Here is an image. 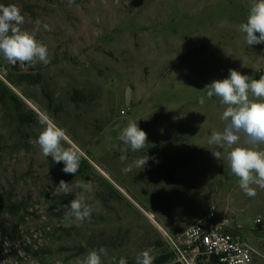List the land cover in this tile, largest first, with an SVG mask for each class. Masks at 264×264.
Returning a JSON list of instances; mask_svg holds the SVG:
<instances>
[{"label": "rangeland", "instance_id": "374dc122", "mask_svg": "<svg viewBox=\"0 0 264 264\" xmlns=\"http://www.w3.org/2000/svg\"><path fill=\"white\" fill-rule=\"evenodd\" d=\"M251 2L0 0L21 10L22 29L41 21L36 38L50 57L11 65L0 56V264H80L100 247L102 264H136L145 249L153 264H186L172 242L212 207L222 229L257 251L253 264H264V190L246 196L226 159L212 155L224 108L204 90L229 69L264 75V43L248 47L239 32ZM44 117L79 150L75 175L41 154ZM129 121L148 145L122 153ZM145 155L143 169L122 171ZM60 180L92 182L90 221L65 219L81 189L58 193ZM193 263L217 264L202 251Z\"/></svg>", "mask_w": 264, "mask_h": 264}, {"label": "clouds", "instance_id": "9594fccd", "mask_svg": "<svg viewBox=\"0 0 264 264\" xmlns=\"http://www.w3.org/2000/svg\"><path fill=\"white\" fill-rule=\"evenodd\" d=\"M69 5L74 0H68ZM25 18L21 10L14 4L5 6L0 4V56L11 65L50 62L49 50L36 34L41 27V21H34L32 31L22 29ZM45 30H51L47 24L42 25ZM239 32L244 34V41L248 47L264 43V0H252L246 22L239 25ZM257 33L259 35H257ZM229 75L222 80H214L205 86L208 99L218 98L224 108L220 119L224 122L222 131H213L208 138L210 145L216 146L212 155L217 160L226 159L232 175L237 177L238 186L243 193L251 198L257 195V188L264 190V75L259 79H252L235 69H229ZM201 104L204 100L201 99ZM42 126L36 144L44 157L60 164L65 174L75 175L80 167L81 154L77 148L65 147L67 141L66 129L58 126L49 117L39 119ZM119 141L126 147L121 149L126 153L142 150L148 145L147 133L142 130L137 121H129L118 136ZM220 149H227L226 157ZM149 157L145 155L123 168L126 174L133 167L143 169ZM121 162L127 156H120ZM81 191L75 193L70 201L69 210L65 214L66 220H72L77 225L85 220H91L95 208L92 200V182L72 183L60 180L57 192L69 194L73 188ZM107 256L104 247L90 250L80 264H102V257ZM136 264H153L155 257L151 249L142 250L136 256ZM119 264H126L121 259Z\"/></svg>", "mask_w": 264, "mask_h": 264}, {"label": "built area", "instance_id": "2783aa9c", "mask_svg": "<svg viewBox=\"0 0 264 264\" xmlns=\"http://www.w3.org/2000/svg\"><path fill=\"white\" fill-rule=\"evenodd\" d=\"M172 244L186 264H194L201 251L217 264H253L258 254L241 235L222 229L213 207L182 232L178 245Z\"/></svg>", "mask_w": 264, "mask_h": 264}, {"label": "crops", "instance_id": "0c3cea01", "mask_svg": "<svg viewBox=\"0 0 264 264\" xmlns=\"http://www.w3.org/2000/svg\"><path fill=\"white\" fill-rule=\"evenodd\" d=\"M194 223V222H193ZM192 223V224H193ZM192 224H190L189 226H191ZM189 226H187L186 228H188ZM186 228H184L183 230H182V232L186 229ZM223 228V227H222ZM224 231H228V232H234V231H229V230H225V229H223ZM171 232L173 233V234H178L179 232H180V230H175V229H173V230H171ZM234 233H236V232H234ZM238 234V233H237ZM253 263H254V261H253Z\"/></svg>", "mask_w": 264, "mask_h": 264}, {"label": "trees", "instance_id": "16d2710c", "mask_svg": "<svg viewBox=\"0 0 264 264\" xmlns=\"http://www.w3.org/2000/svg\"><path fill=\"white\" fill-rule=\"evenodd\" d=\"M211 259H212L215 263H217L216 259H214V258H212V257H211Z\"/></svg>", "mask_w": 264, "mask_h": 264}, {"label": "bare ground", "instance_id": "6f19581e", "mask_svg": "<svg viewBox=\"0 0 264 264\" xmlns=\"http://www.w3.org/2000/svg\"><path fill=\"white\" fill-rule=\"evenodd\" d=\"M105 174V173H104ZM104 176V175H103ZM151 215L149 214V216L148 217H150ZM152 221H154L153 219H152Z\"/></svg>", "mask_w": 264, "mask_h": 264}]
</instances>
